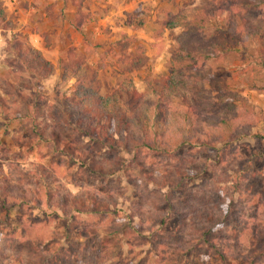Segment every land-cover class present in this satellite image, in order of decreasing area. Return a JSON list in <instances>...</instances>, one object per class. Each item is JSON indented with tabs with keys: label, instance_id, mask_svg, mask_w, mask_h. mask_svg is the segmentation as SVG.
I'll use <instances>...</instances> for the list:
<instances>
[{
	"label": "rangeland",
	"instance_id": "1",
	"mask_svg": "<svg viewBox=\"0 0 264 264\" xmlns=\"http://www.w3.org/2000/svg\"><path fill=\"white\" fill-rule=\"evenodd\" d=\"M3 2L6 20L13 30L0 25V77L8 69L6 60L12 57L6 51L7 42L18 33L28 36L29 42L55 65L74 48L89 64L100 68V94L107 97L124 77L116 64L119 56L116 44L121 34L127 33L136 37L146 52L142 64L125 76H131L137 90L153 104V96L146 91V79L169 73V61L183 31L180 20L176 19L172 22L174 26L157 39L161 22L170 21L182 10L192 20L195 8L205 0H176V4L161 0H86L83 10L90 12L91 17L85 23L84 33L75 31L74 36L67 28L77 10L71 0ZM138 9V21L145 23L143 28L134 30L125 22ZM249 16L264 18V6L250 11ZM52 30L54 36L56 31L68 32L69 42L65 44L61 35L57 37L59 54H50L54 49L45 50L53 43ZM209 34L211 30L206 36ZM128 54L135 58L133 48ZM231 77L239 83L240 95L253 106L252 116L244 127L234 129L230 139L219 138L213 148L189 144L178 152L155 156L146 151L140 167L133 161L134 153L125 151L119 144L115 149L98 145L97 138L85 132L79 124L81 113L66 99L72 94L74 79L62 81L61 71L56 68L42 82L39 92L17 85L34 111L32 118L25 121L0 115V264H42L44 257L45 264H54L55 257L64 249L76 254V260L77 254L87 259L94 252L90 248L95 240L91 235L93 230L98 231L100 240H107L106 232L117 229L112 241L123 246L125 261L133 264H246L252 250L264 251V242L255 244L251 239L255 230L264 236V144L254 137L257 133L264 134V93L248 86V75L233 71ZM3 89L0 82V96L12 101L14 97L5 96ZM109 136L119 142L120 135L114 126L110 127ZM94 165L104 169L95 172ZM40 167L51 172L49 180L36 182ZM183 170L185 185L178 188L172 172L183 174ZM44 187L63 201L75 196L108 200L109 211L74 212L66 216L49 199H41L37 204L31 200L22 204L11 200L12 195L24 197L31 191L43 192ZM2 194H8L11 200L7 207L3 206ZM186 200L192 207L183 205ZM134 207L145 215L157 209L153 219L148 215L150 230L138 237L121 235L139 222V216L129 220ZM205 208L223 218V225L217 236L206 235L215 245H201L199 251H193L197 236L206 230L197 224L199 216H196ZM186 209L194 213L186 217ZM163 219L167 221L164 226ZM155 243L166 247L154 248ZM44 245L47 253L42 251ZM96 247L98 251L101 247L108 248L103 240ZM221 254L227 256L226 260ZM76 260L62 264H80Z\"/></svg>",
	"mask_w": 264,
	"mask_h": 264
},
{
	"label": "trees",
	"instance_id": "2",
	"mask_svg": "<svg viewBox=\"0 0 264 264\" xmlns=\"http://www.w3.org/2000/svg\"><path fill=\"white\" fill-rule=\"evenodd\" d=\"M85 1L70 2L77 10L75 16L70 19L69 26L79 34L84 33L85 23L91 17L90 12L83 10ZM161 1L176 4V0ZM262 6L264 0H205L195 8V17L192 20L187 19L186 12L182 10L170 21L161 22L157 39H160L165 30L174 26L172 22L176 19L180 20L183 31L177 39L178 47L171 55L169 73L159 78L146 79V91L153 96V104L145 94L137 90L133 78L125 76L132 74L142 64V57L146 52L136 37L127 33L121 34L116 44L119 54L116 64L124 77L119 87L111 95L104 97L100 94V68L89 64L74 48H70L67 56L60 58L55 65L29 42L28 36L14 33L6 48L12 57L6 60L8 69L5 75L1 76L2 79L0 77V82L4 85V95L14 99L10 101L0 96V115L9 120L31 119L34 108L27 103V95L21 92L17 85H26L39 92L42 82L51 77L57 68L61 71L62 81L75 80L72 94L66 99L75 104L81 113L79 124L85 132L96 137L98 145L115 149L116 144H119L125 151L134 153L135 165L142 166L140 161L146 151L155 156L178 152L182 146L189 144L192 147L199 144L202 148H213L219 138L230 139L233 130L244 127L248 117L252 116L253 106L240 95L239 83L231 77L233 71L248 75V86L264 93V18L254 19L249 16L250 11L261 9ZM139 13L140 9L128 15L125 25L134 30L143 28L145 22L138 21ZM167 15L171 17V12ZM6 19L4 2L0 0V25L12 31L13 27ZM208 30H211V34L206 36ZM48 41L51 42L50 39ZM131 48L134 49L135 58L128 54ZM112 126L120 135L119 142L109 136ZM254 137L264 144V134L257 133ZM54 138L56 141L55 136ZM94 167L95 172L104 169V166ZM39 169L41 174L40 178L36 177V182H39V179L49 180L51 172L43 167ZM184 176V170L183 174L172 172L173 181L177 183L178 188L185 185ZM50 193L51 191L44 187L43 192L31 191L24 197L12 195L11 200L15 199L19 204L31 200L37 204L41 199H49L56 208L62 209L66 216H71L74 212L91 211L101 214L102 211H109L108 200H100L94 196H75L63 201ZM1 197L3 206L7 207L11 201L8 200V194H2ZM183 205L192 207L187 200ZM131 212L129 220L134 221L135 216H139V222L136 226L130 225L121 235L138 237L142 232L150 230L147 229V218H152L157 209L148 211L149 216L137 207L132 208ZM192 213L194 211L190 209L185 210L186 217ZM196 216H199L197 224L206 227V230L199 234L200 236L197 233L193 251H199L201 245L212 244L206 235L217 236L223 225V218L216 217L208 208L200 210V214ZM166 222L163 219L162 226ZM116 233L117 229L108 231V239L100 240L98 231L93 230L91 235L93 234L95 240L90 246L94 251L93 255L82 259L77 254L76 260V254L64 249L62 254L55 257L54 264H62L66 260L73 262V259L80 264H133L131 261H125L123 246L120 247L118 242L112 241ZM251 239L255 244L264 242V236L259 235L257 230L252 232ZM102 240L103 245L106 243L108 248L105 250L101 247L98 251L96 244ZM161 245L166 247L164 244L155 243L154 248ZM41 248L47 253L45 245ZM221 255L226 260L227 256ZM247 257L246 264H263L264 251L258 253L252 250ZM45 259L46 257L43 258L42 264L46 263Z\"/></svg>",
	"mask_w": 264,
	"mask_h": 264
},
{
	"label": "crops",
	"instance_id": "3",
	"mask_svg": "<svg viewBox=\"0 0 264 264\" xmlns=\"http://www.w3.org/2000/svg\"><path fill=\"white\" fill-rule=\"evenodd\" d=\"M70 20V19H69ZM67 28H70L69 26L67 27ZM54 31L55 30H52L50 33H51V36L53 37V43H52V45L49 47V48H46L45 50H46V52H48V51H51V50H53L54 49V51L53 52H51L50 54H56L58 51H59V49H57L59 46H58V44H57V37H59L60 35L64 38L63 40V44H65L66 42H69V40L66 38V35L68 34V32H66L65 34H60V32H57L56 31V35L54 36L52 33H54ZM69 33L72 35V36H74V35H76V33L78 34V32H76L75 33V31L72 29V28H70V30H69ZM58 35V36H57ZM35 48H37L38 49V47L35 45V44H32ZM56 49H57V51H56ZM57 54H59V52L57 53ZM46 57V56H45ZM48 59V58H47ZM48 60H50V59H48ZM51 61V60H50Z\"/></svg>",
	"mask_w": 264,
	"mask_h": 264
}]
</instances>
